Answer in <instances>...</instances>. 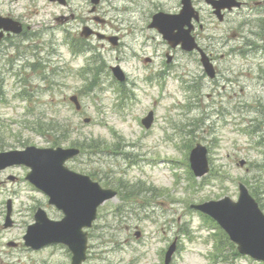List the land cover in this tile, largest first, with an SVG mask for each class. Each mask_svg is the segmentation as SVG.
Segmentation results:
<instances>
[{
    "label": "rangeland",
    "instance_id": "rangeland-1",
    "mask_svg": "<svg viewBox=\"0 0 264 264\" xmlns=\"http://www.w3.org/2000/svg\"><path fill=\"white\" fill-rule=\"evenodd\" d=\"M194 1L196 6L199 3L204 9L201 12L205 16L203 21L206 26H210L211 23H218L216 18L211 16L212 14H210L207 5L204 4V0ZM110 2H115L117 6L125 4L128 8H122L121 10H124V12L111 14L115 20L114 25L117 24L116 26L112 25L110 28L102 27L98 29L105 34L119 35L122 42L131 46L130 52L128 55L122 57L118 51H113L110 45H108L109 47L107 45L103 47L99 41L94 39L89 43L94 50L86 53L84 56L92 59L95 54L101 60H106V67L118 63L129 78L127 88L122 93H115L112 88H104L102 90L95 88L93 91L88 92L86 98H81L86 107L84 111L86 114L85 117L91 119L90 123H86L83 120L84 118H79L72 114L68 115L64 111L59 112V116L61 119L68 120L69 122L71 118V122H73L72 129L74 135L72 137L69 136V141L76 139L77 135L86 136L88 138L87 143L90 141L98 142L97 146L102 147L101 150L103 151L102 154H96L84 150L85 152L82 153V156L71 163L70 168L77 173L93 175V178L109 184L111 188L117 187L120 180L130 186L139 183L141 187L137 190L144 191L143 194L146 193L143 198L138 200L141 202L139 203L133 200V198L131 200L125 197L124 201H129V204L124 203L120 206L123 211H129V208L132 207L136 208L135 204L143 205L146 208H143L142 211L136 210L133 214H125L122 218H114L115 216L113 214L110 215V212L111 210L113 212L115 207L120 204V199L108 202L103 207H100L98 219L90 231L89 257L85 264H155L156 261L158 264L157 251H160V249L166 251L175 238H178V247L172 264H212L210 255L214 252L215 238L211 237L209 228H206L207 225H204L205 229L201 230L200 226L202 222L197 217L198 215L189 212V206L205 200V196H197L198 193H194V198L191 201L193 192H186V180L184 183L181 182L180 186H175L174 173H179V176L182 178L186 174L183 173L184 169L174 168L170 163L172 160H179L184 163L185 156L188 154L186 149L189 144L182 142L183 139L181 137H183L186 131H190V127H181V132L173 130L172 132L175 133L176 137L173 139L175 141L170 142V144L164 143L161 140L162 135L164 134L165 136L164 130L169 129L168 132H170V124L166 121L164 115L170 116V119L176 125H184L186 122L185 119L190 120L191 117L182 108L170 107L175 104H182L175 96L173 98H163L157 106V102L160 99V93L156 85L157 75L162 71L159 68L160 62L157 59V67H152L155 71L154 73L153 70H145L144 67L150 66H143V61L146 57L152 58L151 55H154L153 48L157 50V56H159V53L164 52L165 48L164 45H161L162 40H160L161 37L158 34L157 41L148 44L146 35H140L138 32V29H143L145 26V19L147 18L149 21L152 11L154 13H156V10L173 13L178 10L180 2L179 0H103L99 9V12L102 10L101 16L107 17L109 15ZM90 9L91 5L89 0H67V5L63 7L57 3H50L48 0H0V14L19 17L27 24L41 23L46 18L53 20L57 16L69 17L71 11L75 12L76 10L80 13V17L74 25L68 26L71 35L75 39L79 38L77 33L81 32V27L89 23L87 20L89 19L88 12ZM142 16H145L143 21L141 20ZM229 18L232 19L233 17L231 16ZM81 19L82 21H80ZM118 19L124 23L122 24ZM229 23L230 20L227 19L224 24ZM221 26L219 25V27ZM41 34H44L41 37L43 38L44 52H51V49L55 52H65L61 47L62 36L58 35L60 34L59 32H49V35H45V32ZM50 34L54 37L50 36ZM50 39L55 41L54 45L50 46L51 49L48 45ZM154 43L157 45H153ZM9 52L12 53L11 50ZM18 53L24 55V58L20 57L22 60L17 63L15 62L14 69L17 71L22 70L23 67H21V64L25 61H30L32 57L30 53L26 54L23 48H19ZM62 54L65 58H69L65 53ZM10 55H0V68H9L10 62L13 63L15 61L16 57L9 58ZM114 58L115 63H113ZM51 60L53 66L61 65L60 63L56 64V57H52ZM135 60L142 61L138 63ZM88 61L90 64H94L93 60ZM136 64H139L138 69L136 68ZM71 66L80 70L82 68L81 57L75 58ZM26 69L28 71V68ZM3 72L5 73L6 71ZM149 76L151 77L149 78ZM147 81L152 84L147 83ZM9 82V78L3 79L4 88L8 91V98L12 93ZM112 82L113 80L110 75L103 77V80H99L100 84L106 83L104 86ZM242 82L249 83V79L243 77ZM134 84L135 87L133 88ZM167 91L171 93L175 92L171 80L167 81ZM44 99L48 102L44 105L48 107L45 117L55 119L56 113L54 110L57 111L59 107L63 106L59 105L58 107V105H53L51 108L49 97L45 95ZM13 103L16 104L18 102ZM9 107L10 105L8 107L0 106V150L3 146L20 148L25 143H27V146H47L43 138L26 131L28 124L20 122V125L14 123L18 116L13 115V110ZM22 110L23 108L19 111ZM147 110L154 111L156 123H154V126L148 132H145L139 124V119L141 116L144 117L146 115ZM27 122L29 123L30 121ZM158 122L160 124L157 130ZM173 123L172 126L174 125ZM218 127L220 134L213 135V129L210 127L209 134L203 135L200 132L199 135L203 139L193 141V145L197 142H203L210 148V158L213 160V172L219 171L222 174L225 173L226 175H221L220 173L218 175L227 176L230 181H235L237 177H242L244 181H248L249 184L251 183L254 186L252 176L258 175L255 173L257 172L256 169L244 174L243 171L235 166H233V169L219 168L226 161V155L234 153L232 146L240 149L239 152L242 154L238 153L239 157L248 154L250 159L255 160L258 155L254 151L244 149L246 147L243 143L246 144L247 138L241 139L237 137L236 140L233 137H229L228 132L221 128L219 122ZM214 138L217 139L212 145L209 140H214ZM68 144L70 143L64 144L63 147H70ZM176 144L182 145L183 151L176 150L174 148ZM256 160L259 161L257 164L261 165L262 158H257ZM142 161L145 162L143 163ZM170 167L176 172L170 170ZM9 176H17L18 181L22 183L14 185L15 191L10 189L12 186L10 184L4 185L5 187H0V264L3 261H6V264H28L30 258L35 260L37 256L23 252L22 248L19 247V242L24 236L26 227L33 223L31 217L34 215V210L32 214L30 213L32 209L38 206V202L42 203L43 207H46L45 205L47 203L46 199L40 194L32 192L29 186L24 184L22 181L24 171L21 169L4 171L0 174V181L5 180ZM261 177L263 179L262 190L254 187L256 188V194L262 199L261 202L264 204V174H261ZM230 181L225 184L227 190L230 191L228 197L235 200L238 196L237 185L236 183L230 184ZM135 190L129 192L131 193ZM216 190H218L216 187L212 189L205 187L204 193L207 195V198L214 199L213 197L218 192ZM159 192L176 201H180L175 204H171L170 201L164 204L165 196H163L158 198V202L164 205H159L157 204V193L159 194ZM224 193L219 192L218 195ZM8 198L12 199L11 208L14 226L4 229L3 217L5 216ZM121 200L123 199L121 198ZM147 202L151 204V207L145 205ZM48 212L52 218H56L58 215L52 209H48ZM135 215L139 216L136 217ZM142 215H144L143 218ZM185 224H187V227H185ZM186 228L189 229L191 238L183 234ZM135 232L141 233L139 240L135 239ZM207 234H210L208 236L209 242L205 245L204 241L200 239ZM9 242L18 243V247L14 250L7 248L6 245ZM102 252L108 253L103 254ZM225 254L235 264H257L254 261L234 257L230 249ZM22 255H24L23 258L20 257ZM40 256L48 261L47 264H69L67 253L61 250L60 247L48 249L47 252ZM218 264H227V262H219Z\"/></svg>",
    "mask_w": 264,
    "mask_h": 264
},
{
    "label": "water",
    "instance_id": "water-1",
    "mask_svg": "<svg viewBox=\"0 0 264 264\" xmlns=\"http://www.w3.org/2000/svg\"><path fill=\"white\" fill-rule=\"evenodd\" d=\"M57 1L64 3V0ZM97 1L93 0L94 3ZM182 5L179 16L171 18L167 15L158 14L157 22L162 23L160 26L157 25V28L164 30V26L168 23L178 25L180 22L188 21L191 16L190 0H182ZM5 22L6 20L0 19V28L5 25ZM162 33L165 38L169 37L166 32ZM181 36L182 34L179 33V37ZM176 37L171 38L175 39ZM179 37L176 39V43ZM185 48L191 50L193 46L192 44H186ZM204 154L205 151L200 147L191 154L190 160L197 176L207 172ZM43 156L42 153L35 151L0 156V165L3 162H14L15 159H18L19 162L31 167L32 173L27 179L48 195L50 204L61 209L65 215V218L59 223H46L44 216L40 214L38 219L36 218L37 224L33 226V230L42 231V244L56 242L68 244L74 254L73 264H80L84 260L83 252L86 241L81 229L89 226L91 220H93L96 207L103 200L111 198L113 194L107 192L106 196L102 197V194L97 191L98 189L94 185L88 183L87 187L79 178H73L67 174L61 166L58 168L46 167V162L55 161V158L43 159ZM63 159L60 160V163ZM43 160L45 162L40 166L39 164ZM83 190L87 191V194ZM89 203L90 206H87ZM204 208L209 212H214L213 215L219 223L229 229L227 231L235 236V241L240 245V249L264 260V225L261 226L250 217L249 201L247 199H241L238 204H230L227 200H224L219 203L207 204Z\"/></svg>",
    "mask_w": 264,
    "mask_h": 264
},
{
    "label": "flooded vegetation",
    "instance_id": "flooded-vegetation-1",
    "mask_svg": "<svg viewBox=\"0 0 264 264\" xmlns=\"http://www.w3.org/2000/svg\"><path fill=\"white\" fill-rule=\"evenodd\" d=\"M157 12V10H156ZM144 19H142L143 21ZM147 18L145 19V26H147ZM246 23L243 22V23H240L238 25H235L233 28H232V38L235 39V42L240 44V45H245V44H249L250 42L253 41H257L259 39H264V31L263 30H260V26L259 25H256L255 27L252 28V30H250V34L252 36L250 37H246V36H243V32L247 30V28L245 27ZM200 29H202V27L198 26ZM225 37H222V36H207V37H203L202 41L203 43H206L208 44V46H205L204 48L206 50H210L212 49V46L210 45H213L215 43H222L223 41H225ZM210 55L212 56L213 54L210 53ZM222 58V57H221ZM211 60H215V59H211ZM220 72H218L217 70V77H222L223 76V80L225 82H229L230 81V78H226L225 77V74H223V69H220ZM232 76V74H230ZM200 78H197L195 77L194 75H192V77L190 78V80L192 82H195L196 80H199ZM202 80V78L200 79Z\"/></svg>",
    "mask_w": 264,
    "mask_h": 264
},
{
    "label": "trees",
    "instance_id": "trees-1",
    "mask_svg": "<svg viewBox=\"0 0 264 264\" xmlns=\"http://www.w3.org/2000/svg\"><path fill=\"white\" fill-rule=\"evenodd\" d=\"M60 128V125L59 123H56V122H53V121H48L47 124H40L39 125V129L42 130V129H45V131L49 134H56L58 132H60L61 130H59Z\"/></svg>",
    "mask_w": 264,
    "mask_h": 264
}]
</instances>
